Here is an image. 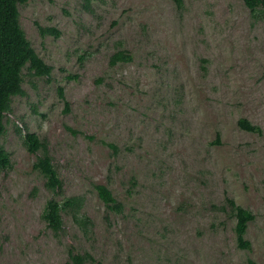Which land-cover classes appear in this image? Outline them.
Listing matches in <instances>:
<instances>
[{"label":"rangeland","instance_id":"374dc122","mask_svg":"<svg viewBox=\"0 0 264 264\" xmlns=\"http://www.w3.org/2000/svg\"><path fill=\"white\" fill-rule=\"evenodd\" d=\"M18 10L51 71L25 65L4 114L0 264H65L69 248L86 264H264V7L26 0ZM119 50L129 59L112 63ZM27 132L46 142L59 190L33 168L41 151L27 150ZM49 197L76 199L57 233L41 216ZM229 199L254 214L248 247Z\"/></svg>","mask_w":264,"mask_h":264},{"label":"trees","instance_id":"16d2710c","mask_svg":"<svg viewBox=\"0 0 264 264\" xmlns=\"http://www.w3.org/2000/svg\"><path fill=\"white\" fill-rule=\"evenodd\" d=\"M26 0H0V135L4 132V114L10 108L12 95L23 93L21 88L22 68L28 65V68L34 73L48 75L51 66L46 63L41 56L35 51L27 38L19 21L18 3ZM178 5L183 0H174ZM251 9L264 7V0H243ZM41 31L58 33L54 27L41 28ZM129 54L119 50L112 54L111 62L119 59H129ZM59 94L63 96L62 88L59 87ZM67 101H65L67 109ZM238 125L250 131H260V127L253 124L245 117H240ZM23 142L30 152L40 154L36 156L33 162V168L36 169L43 177L45 186L51 191H57L62 187L61 178L52 162L51 155L47 151V144L35 132H27L23 135ZM9 163L7 151L0 146V167L7 166ZM94 187L98 196L103 202L118 210L121 203L113 195L111 189L104 183H95ZM76 202L73 197H66L59 201L55 197H49L44 203L41 216L46 225L55 233L62 228V208L72 205ZM233 214L235 216L234 231L236 241L240 247H248L249 240L244 237L247 222L254 217V214L247 208L237 204L233 199H229ZM91 260V256L85 251H75L69 248V258L65 264H86ZM249 264H254L252 259H248Z\"/></svg>","mask_w":264,"mask_h":264}]
</instances>
